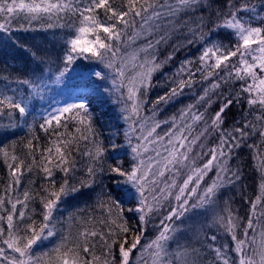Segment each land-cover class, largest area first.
I'll list each match as a JSON object with an SVG mask.
<instances>
[{"label": "snow or ice", "instance_id": "obj_1", "mask_svg": "<svg viewBox=\"0 0 264 264\" xmlns=\"http://www.w3.org/2000/svg\"><path fill=\"white\" fill-rule=\"evenodd\" d=\"M53 27L69 30L54 73L0 76V160L8 171L0 182V264H264V0H0V44L23 49L34 62L50 61L13 33ZM175 32H186L185 46L198 45L199 56L182 62L175 86L152 111L161 100L206 84L198 102L218 101V110L191 139V123L154 135L167 121L150 124L142 115L153 73L173 59L170 53L159 61L158 46ZM141 37L144 43L129 51ZM81 68V75L102 82L101 96L119 93L127 124L122 138L118 131L102 137L86 96L37 110L34 102L44 100L49 82L62 85ZM233 107L244 114L225 128ZM202 119V112L191 114L192 121ZM209 129L219 132V143L201 151L208 159L197 165L189 154L198 142L206 146L201 138L208 139ZM150 145L155 156L145 159ZM245 147L260 172L248 215L225 200L181 243L189 214L217 205L222 189L241 181L242 169L229 161ZM166 172L170 182L160 179ZM83 189L98 190L92 210L62 220V205ZM170 199L175 204L164 203ZM154 217L155 235L142 244ZM214 228L234 247L218 246Z\"/></svg>", "mask_w": 264, "mask_h": 264}, {"label": "trees", "instance_id": "obj_2", "mask_svg": "<svg viewBox=\"0 0 264 264\" xmlns=\"http://www.w3.org/2000/svg\"><path fill=\"white\" fill-rule=\"evenodd\" d=\"M68 31L67 28L53 27L43 29L37 28L36 30L28 32H14L13 35L20 37L22 43L27 44L32 51L37 52L38 55L43 56L46 61L50 62H34L30 55L23 49L5 47L0 44V76L9 74L13 77L28 76L33 72L39 75L42 71L47 73L49 68L51 69V73H54L57 67V58L62 55L63 41ZM186 35V32L183 34L175 32L172 34L167 44L158 46L159 61L165 60L170 53L173 54V59L165 63L160 70L153 73L151 78L152 86L147 90V103L144 105L145 111L142 115L150 117V124L167 121V123L160 124V127L157 128L154 135H164V133L169 130L175 131L176 129L173 128V125L178 128L185 123H191L192 130L189 136V139H191L202 131L205 127V121L207 120L210 122V118L218 110V101L213 102L211 106H207L203 102H198L199 97L203 95V88L207 86L206 84L198 82L192 88H185L183 94L179 96L172 97L167 101L161 100L156 105L155 115H153V103L159 97L167 96L171 88L175 86L173 82L179 78L177 72L182 62L185 60H196L199 56L198 45L185 46ZM221 39H223V37H221ZM143 43L144 39L142 37L138 38L135 43H129L128 50L131 51L133 48H137ZM177 48L178 50L174 51V49ZM89 67L91 68L92 66L90 65ZM94 70H100V66H96ZM83 71L84 70L81 68L70 73L65 82L59 86L49 82L48 89L44 94V100L34 102L37 110H43L50 106H61L66 101L71 102V98L86 96L91 102V110L94 114L95 124L98 131L102 134V137L118 131L122 138L123 131L127 128V124L121 116V105L117 102L119 93L114 92L110 97L101 96L97 90L102 82L97 81L94 76L89 78L87 75H81ZM2 85L3 82L0 81V87H2ZM190 105L194 106L191 109V113L182 118V113L187 111ZM197 112L204 113V119L192 121L191 114ZM243 114L241 109L236 107L231 108L225 117L224 127H231ZM209 132H211V135L208 136L206 141L201 138V142L205 143L206 146L201 149L199 146L200 142H198L197 145L194 146L193 152L189 154L190 157H195L197 165H202V163L208 159L207 156H200L199 153H201V151L207 152L209 148L219 143V132H212L211 129H209ZM40 135L41 137L44 136L43 133H40ZM185 135H188V133L186 132ZM249 142L251 143L252 141ZM44 143L45 141L42 140L41 144ZM133 143H135V140H133ZM153 147H156V145L149 146V152L144 154L145 159H147L148 156H155V152L151 150ZM159 150L163 153V146H160ZM77 160L79 163H83L79 156H77ZM229 163L233 168L238 166L242 169V179L237 185L222 189L223 194L220 198L221 209L224 207V201L228 200L234 211H238L241 217H246L248 215V209L250 208L248 200L254 199L255 195L259 192L260 172L257 171L259 162L253 159V150L245 147L239 150L238 158L234 156ZM214 171L215 169L213 173H209V177L214 175ZM185 172L186 169L182 168L180 175L176 177L178 185L182 183V180L185 178ZM7 175V168L3 161L0 160V182H5ZM77 175L82 176L83 170L78 172ZM171 176L172 173L166 172L165 177L160 179L163 182H170L169 177ZM209 177H205V181H208ZM37 184H39V180H37ZM203 186L202 183L201 187ZM161 187H163V183ZM173 191L175 192L176 189H173ZM97 196L98 190L83 189L81 193L68 198L62 205L60 211L62 215H64L70 206L81 202H85L87 204V209L91 211ZM169 202L175 204L174 199H170V201H165L164 203L168 204ZM96 214L98 215V212ZM132 223L135 224V221L133 220ZM158 224L159 217H154L153 223L148 226V230L141 240L142 244L145 242V239L155 235V226ZM212 231L217 234L216 244L218 246L228 244L229 247H234L231 237L223 230L217 232L214 228ZM209 243H211V241H209ZM137 254L138 253L134 250L133 255L136 256ZM231 255L234 256L235 253H231ZM210 256H214V253H211Z\"/></svg>", "mask_w": 264, "mask_h": 264}, {"label": "rangeland", "instance_id": "obj_3", "mask_svg": "<svg viewBox=\"0 0 264 264\" xmlns=\"http://www.w3.org/2000/svg\"><path fill=\"white\" fill-rule=\"evenodd\" d=\"M79 209H87V204L85 202H81V203H76L70 206L66 210L65 214L61 215L60 218L62 220H66L70 214L76 213ZM220 211H221V201L219 200L217 205L215 206L198 209L196 210L195 214L190 213L189 219H187L184 225L182 226L184 230V234L181 236V243H184L188 241L189 239H191L195 231L199 230L202 225H205L206 222L211 220L213 215H215L216 213ZM205 231H207L206 228H205ZM201 239H203L202 236H201ZM47 247H51V246L48 245ZM47 247L40 249V251L47 250Z\"/></svg>", "mask_w": 264, "mask_h": 264}]
</instances>
